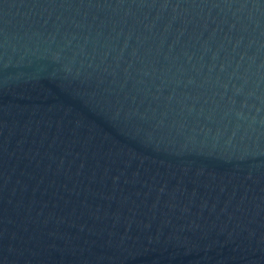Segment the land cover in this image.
<instances>
[{"label":"water","instance_id":"obj_1","mask_svg":"<svg viewBox=\"0 0 264 264\" xmlns=\"http://www.w3.org/2000/svg\"><path fill=\"white\" fill-rule=\"evenodd\" d=\"M0 264H264V0H0Z\"/></svg>","mask_w":264,"mask_h":264}]
</instances>
